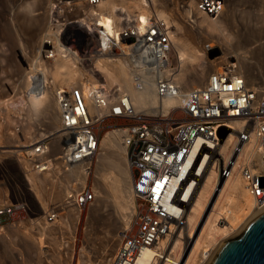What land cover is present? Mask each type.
<instances>
[{"label":"built area","instance_id":"2783aa9c","mask_svg":"<svg viewBox=\"0 0 264 264\" xmlns=\"http://www.w3.org/2000/svg\"><path fill=\"white\" fill-rule=\"evenodd\" d=\"M80 1L95 9L108 0ZM170 1L191 4L198 14L216 18L228 5L243 0ZM116 14L121 17L109 21L110 33L102 24L105 14L94 13L90 24L95 22L97 30L87 31L84 24L86 39L70 40L65 36L62 38L65 45L59 51L48 44L43 56L53 59L59 55L74 60L87 73L92 67L91 60L101 55H110L112 60L139 57L146 61L144 68L155 74L159 98L180 94L182 90L176 83L179 67L170 60L172 33L168 23L152 11L143 19L137 13ZM54 97L61 126L59 137L39 139L20 153L15 152V158L38 174L57 165L68 168L89 164L84 169L88 176L100 150L101 131L109 128L121 133L134 205L130 227L121 233L110 264H139L146 250L154 252L148 264H156L157 260L160 263L163 259L158 254L166 261L171 253L160 245L163 240L179 235L181 243L188 240L185 213L203 179L211 170L216 172L218 182L231 173L233 160L225 163L217 153L226 137L232 136L234 153L239 151L240 143L254 137L261 166L257 173L244 166L240 174L248 193L256 200V207L264 210V88L249 87L237 72L234 59L220 62L203 85L185 92L181 107L169 109L165 115L159 108L154 114L137 112L128 95L121 94L116 87H107L103 81L61 86L54 91ZM108 120L123 123L104 125ZM236 123H242L241 129L235 127ZM51 141L57 145L56 153L51 150ZM95 198L93 186L85 182L66 195L63 205L47 211L44 223H58L62 212L65 215L73 212L78 218L90 209ZM61 207L64 209L59 210ZM21 211L25 207L17 203L0 206V233L5 222ZM231 236L232 233L227 234L221 241Z\"/></svg>","mask_w":264,"mask_h":264},{"label":"rangeland","instance_id":"374dc122","mask_svg":"<svg viewBox=\"0 0 264 264\" xmlns=\"http://www.w3.org/2000/svg\"><path fill=\"white\" fill-rule=\"evenodd\" d=\"M71 1L78 4L76 9L70 4ZM157 1L156 8L151 6L149 12H155L166 21L173 35L177 29L181 45L186 50L199 49L206 52L200 63L207 68L206 75L201 83H190L188 89L204 84L209 74L223 60L232 58L237 64L236 55L239 52L246 56L245 62L252 72L258 73L264 67V0H243L230 4L216 18L198 14L191 4ZM130 2L131 0L120 1L124 8L122 11L138 14ZM189 7L192 8L190 15L186 13ZM90 11L91 8L80 0H0V138L3 142V148L0 149L13 151L0 155V206L17 203L25 207V211L5 222L8 226L4 225L0 233V264H109L119 244V232L130 227L132 217L125 226L111 199L104 196L95 184L96 159L85 180L93 186L96 197L90 209L74 222H70L72 220L68 214L69 221H65L67 215L64 219V216H60L61 219L56 224H45L44 214L63 205L67 195L64 193V185L67 182L66 185L75 184L76 181H67L66 175L58 173V176L53 174L57 178L45 181L42 176L44 173L31 171L29 165L17 162L15 158V152L20 153L37 140L50 138L53 133L48 128L43 109L31 106L29 97L38 82L34 79L45 74L49 90L66 86L52 79L51 72L60 56L45 59L44 41L50 40L56 51L59 46L65 45L62 40L65 36L70 40L80 37L83 41L86 39L84 23L73 27L69 22L85 18L84 15H88ZM211 20L222 23L221 34L230 39L229 47L224 45L223 37L218 32L210 31L208 23ZM210 43H215V46L205 51L206 45ZM170 60L178 66L173 53L170 54ZM124 61L133 68L134 64ZM31 70H35L38 75ZM77 70L80 80L76 84L85 78L83 72ZM120 123L123 122L108 120L104 125ZM101 132L100 145L104 136L113 130L104 128ZM51 150L53 153L58 150L54 141H51ZM122 157L125 166H128L125 152ZM30 177L35 179L31 183ZM77 187L79 188L78 185ZM221 238L222 236H217L215 243L209 247L206 244L201 246L194 264H208V257L204 259L201 251L216 250L217 245L226 240L221 241ZM113 241L114 244L110 246ZM189 242L187 239L183 243L180 241L175 250L179 252ZM176 243L172 241L167 253L173 251ZM191 246L189 244L188 248Z\"/></svg>","mask_w":264,"mask_h":264},{"label":"bare ground","instance_id":"6f19581e","mask_svg":"<svg viewBox=\"0 0 264 264\" xmlns=\"http://www.w3.org/2000/svg\"><path fill=\"white\" fill-rule=\"evenodd\" d=\"M120 1L121 0H108L98 8H91L89 14L84 15L85 18L71 21L69 23H71L73 27H76L78 23H84L87 25V31H95L97 30L96 24L95 22L90 24L92 21L91 17L94 13L105 14L106 20L103 21L102 24L110 33L111 29L109 21L113 22V20L117 21L120 19L121 15L116 14V12L124 9L123 6L120 5ZM75 3L72 1L70 2V4L76 9L78 4ZM130 3L139 12L137 15L142 17L149 14V8L151 6H155L156 8L158 1L131 0ZM191 12L192 8L190 9L189 7V10L187 9L186 13L190 15ZM159 14L163 15V12L159 11ZM52 21L57 23L56 20ZM208 26L211 28L210 31L213 30V32H218L219 35L223 37L222 39L226 47L230 46V39L228 40L221 34L222 23L220 21L211 20V22L208 23ZM175 33L176 34L171 35V53L174 54L178 63L179 70L176 76V83L180 86L182 91L174 98L167 97L161 99L157 96L155 91V74L152 70L149 71L144 68L146 61L139 57L132 59L130 56H126V61L134 64L133 68H130L128 63L124 60H119L120 58L112 60L110 55H101L91 60L92 67L87 73V70L76 65L74 60L72 61L71 59L69 60L60 56L55 68L51 72L52 79L56 80L61 85H66V87H73V84H76L77 81L80 80V74L77 70L79 69L83 72L86 80L84 82V79L83 81L81 79V81L74 86L82 84H85V86L87 84L93 85L97 83V81H103L107 87H116L121 94L128 95L131 105L137 112L154 114L159 108L163 115H165L169 109L181 107L184 99L183 97L185 92L189 90L188 86L190 83H201L207 72V68L204 64H200L202 59L205 58L206 52L199 49L186 50V48L181 45L177 29ZM77 38L80 40V37ZM50 43V40H45L43 43L44 49L48 47V44ZM214 46L215 43H210L206 46L207 48L205 47V51L209 48L212 49ZM60 49L61 47L59 46L58 51ZM236 56L238 61L236 64L237 72L246 80L249 87L256 90H262L264 88V67L258 73H254L248 68L245 62L246 56L244 54L239 52ZM31 71L32 73H35V75H38L35 70ZM95 77L98 79L100 78L101 80H96ZM34 80L38 82L34 85L35 88L33 89V93H31L32 95L29 97L32 104L31 106L37 109H43L48 128L53 132L51 136L56 139L59 137L58 133L61 129L58 106L54 97V91L56 89H48L45 74H43L42 77L39 75V78ZM26 84L28 86L29 82L27 81ZM93 111L94 109L92 112ZM98 113L104 114V112ZM235 127L241 129L242 123H236ZM120 134L119 131H113L104 136L100 145L101 153H98L96 156V177L93 178L102 194L111 199V202L115 206L116 213L119 214L120 219L124 221V225L126 226L133 213V195L131 193L130 170L128 166H125L122 157L125 148L122 146V143H120ZM2 143L3 142L0 138V148H3ZM232 146H234L232 136L226 137L221 140L217 152L220 155L219 157L225 163H227L230 158L233 160L230 164V175L218 182L216 172L211 170L203 179L198 192L186 210L185 228L188 232V241L190 240V242H192H189V244H192L191 248H188L189 244H187L184 248L181 245L182 247L179 252L175 250L180 245V235L178 237L173 236V239L171 240H163L160 243L163 249L169 248L172 241L177 242L175 244L176 247L171 253H169L166 261H164V256L158 254L159 258H162L163 261L159 263L157 260L155 262L156 264H194V258L199 254L198 250H200L199 248L201 246H204L205 244L208 247L213 245L217 236L223 237L229 233H232V235H237L239 233L238 235H240L249 222L264 211L256 207V200L248 193L245 187V182L240 174V168L244 166L249 168L252 173H257L261 166L256 141L254 137L251 136L247 142L240 143V149L237 153L232 151ZM9 152L13 153V151H1L0 149V155ZM86 165L89 164H80L68 168L57 165L42 175L44 178L43 180L52 181L54 178H57L53 174L57 175V173L58 175H66L67 181H76L75 184L70 183V185H66L68 184L67 182L64 185V193L68 194L70 191L76 190L77 185L79 187L84 185L87 177V172L84 171ZM29 179L30 183L35 180L31 177ZM59 209L62 210L64 208L61 207ZM60 215L62 217L64 216L62 219L67 216L64 213H61ZM69 215L65 218V221H69L68 217L72 220L70 222L76 221L77 214L73 213ZM125 218H127V220H124ZM124 230L125 229L121 230L118 234L119 241L121 233L124 232ZM113 244L114 241L110 246ZM221 244L222 243H219L216 250L210 252V254L207 253V250L201 251L203 258H207L208 256L207 263L212 261ZM153 253L152 250L144 251L142 260L138 263L148 264ZM112 259L113 257L111 258L110 263Z\"/></svg>","mask_w":264,"mask_h":264},{"label":"water","instance_id":"95a60500","mask_svg":"<svg viewBox=\"0 0 264 264\" xmlns=\"http://www.w3.org/2000/svg\"><path fill=\"white\" fill-rule=\"evenodd\" d=\"M208 264H264V211L240 235L224 240Z\"/></svg>","mask_w":264,"mask_h":264},{"label":"crops","instance_id":"0c3cea01","mask_svg":"<svg viewBox=\"0 0 264 264\" xmlns=\"http://www.w3.org/2000/svg\"><path fill=\"white\" fill-rule=\"evenodd\" d=\"M8 226V225H5V227ZM1 247V246H0Z\"/></svg>","mask_w":264,"mask_h":264}]
</instances>
